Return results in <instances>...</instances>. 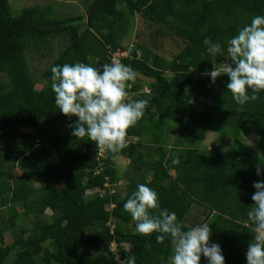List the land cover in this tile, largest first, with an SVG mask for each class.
Here are the masks:
<instances>
[{"label": "trees", "instance_id": "1", "mask_svg": "<svg viewBox=\"0 0 264 264\" xmlns=\"http://www.w3.org/2000/svg\"><path fill=\"white\" fill-rule=\"evenodd\" d=\"M50 12L49 5H27L13 15L9 0H0V229L11 234L7 243L0 239V264H121L133 256L135 264H168L171 238L157 243L159 233H136L123 209L141 183L158 195L151 215L167 209L185 231L210 224L209 243L221 247L225 264H246L254 235L247 218L253 184L264 181V92L239 111L227 75L213 84L203 74L224 62L209 54L205 41L219 42L226 53L230 38L254 16H264V0H91L85 15L53 19ZM135 14L183 45L168 59L136 42L120 59L136 72L127 101L149 104L128 129L127 147L105 156L87 137L71 135L78 118L55 105L51 68L79 62L102 71L112 52L126 51L121 38L132 30ZM55 38L60 47L37 87L27 51L45 56L43 48L54 49ZM219 121L221 130L239 132L226 153H205L202 141ZM250 132L258 136L255 147L245 141ZM119 157L127 160L124 171L116 166ZM174 157L179 164L171 163ZM121 179L124 194L117 189ZM194 204L208 212L187 226ZM200 264H208L203 255Z\"/></svg>", "mask_w": 264, "mask_h": 264}, {"label": "clouds", "instance_id": "2", "mask_svg": "<svg viewBox=\"0 0 264 264\" xmlns=\"http://www.w3.org/2000/svg\"><path fill=\"white\" fill-rule=\"evenodd\" d=\"M205 43L209 44V54L223 56L224 62L203 74L210 76L213 84L221 75H227V90L239 106L238 110L243 111L244 105L256 101L258 94L264 92V16H254L250 24L230 38L226 53L219 42ZM51 73V89L59 112L69 119L78 118L70 125L72 136L77 139L87 137L105 156H114L127 147L128 129L143 118L149 104L147 99L127 101L126 87L136 80L133 68L113 59L102 66V71L78 62L53 66ZM171 163L177 165L180 159L174 157ZM261 170L258 165L257 175ZM253 187L255 192L251 198L254 203L247 218L253 225L254 235L248 244L246 264H264V181L254 182ZM158 208L157 193L143 183L137 185V190L123 205L124 211L135 222L136 233L142 236L159 233L157 243H163L165 237L171 238L173 252L168 264H200L201 255L208 264H225L221 247L209 243L210 224H199L185 231L176 214L167 209L160 210L156 216L150 214ZM146 247L150 248L151 244ZM125 261L135 264V257H126L121 264Z\"/></svg>", "mask_w": 264, "mask_h": 264}, {"label": "rangeland", "instance_id": "3", "mask_svg": "<svg viewBox=\"0 0 264 264\" xmlns=\"http://www.w3.org/2000/svg\"><path fill=\"white\" fill-rule=\"evenodd\" d=\"M91 0H9L11 12L13 15H17L20 10L27 5H38L39 7H44L46 5L50 6L51 12L49 14L50 18H64L68 16H75L77 14L85 15V9L87 3ZM132 30L128 32V34L121 38V41L124 45H126L127 49L124 52L128 54L129 49L134 43H144L149 46V48L155 52L159 53L165 58H171L183 45V40L169 33L162 27H157L151 22L147 21L139 14H135L131 17ZM56 41V42H55ZM57 39L55 38L52 45H55V48H49L45 46L43 48L46 55H42L32 49L27 51L26 58L27 63L30 68V72L32 76L37 80V87L41 86L39 83L40 73L42 69L47 66L49 60L57 53L60 44L57 43ZM141 80L148 81L144 77ZM144 86L148 88L145 84ZM222 122L217 123V131L216 130H207L204 140L202 141L204 145H202V150L205 153H213L215 150H221L223 152H227L232 138H235L236 134H238V129H229L227 131L225 129H220ZM178 128H174L173 132H171L170 137L171 140L175 138V134L177 133ZM230 131V132H229ZM257 134L250 132L245 141L248 145L255 147L257 142ZM116 166L121 171L126 170L128 167L127 160L119 157L116 159ZM175 174V171H172ZM125 188V182L123 179L117 182V189L121 190L123 193V189ZM124 194V193H123ZM45 215H49L50 211L48 209H44ZM208 209L204 205H192L188 214L185 216L184 223L187 226H193L198 224L207 214ZM0 239H3L4 242L11 241V234L9 230L5 228L0 229ZM112 249H115V244L111 245Z\"/></svg>", "mask_w": 264, "mask_h": 264}, {"label": "built area", "instance_id": "4", "mask_svg": "<svg viewBox=\"0 0 264 264\" xmlns=\"http://www.w3.org/2000/svg\"><path fill=\"white\" fill-rule=\"evenodd\" d=\"M124 52L125 50H120V49L115 50L114 52L111 53L110 60L112 61L113 59H116L120 61L122 57H125L127 55V53L125 55Z\"/></svg>", "mask_w": 264, "mask_h": 264}]
</instances>
